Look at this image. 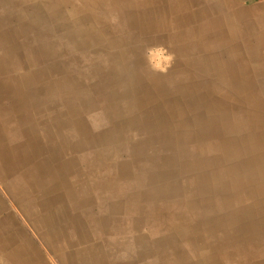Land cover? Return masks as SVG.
<instances>
[{"label":"rangeland","instance_id":"rangeland-1","mask_svg":"<svg viewBox=\"0 0 264 264\" xmlns=\"http://www.w3.org/2000/svg\"><path fill=\"white\" fill-rule=\"evenodd\" d=\"M0 260L264 264V0H0Z\"/></svg>","mask_w":264,"mask_h":264},{"label":"clouds","instance_id":"clouds-1","mask_svg":"<svg viewBox=\"0 0 264 264\" xmlns=\"http://www.w3.org/2000/svg\"><path fill=\"white\" fill-rule=\"evenodd\" d=\"M149 51H151V50H149ZM161 51H163V49H161ZM173 61H174V56L169 54L166 56V65L164 67H161L159 64L151 63V61H149V63H150V67L152 68L153 71L166 73L168 68L171 67ZM0 264H3L2 260H0Z\"/></svg>","mask_w":264,"mask_h":264}]
</instances>
